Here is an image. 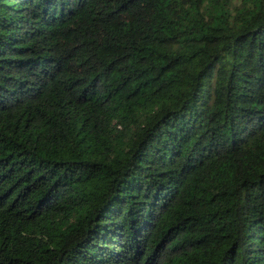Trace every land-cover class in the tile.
<instances>
[{"label": "trees", "instance_id": "obj_1", "mask_svg": "<svg viewBox=\"0 0 264 264\" xmlns=\"http://www.w3.org/2000/svg\"><path fill=\"white\" fill-rule=\"evenodd\" d=\"M0 264H264V0H0Z\"/></svg>", "mask_w": 264, "mask_h": 264}]
</instances>
